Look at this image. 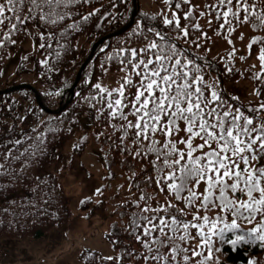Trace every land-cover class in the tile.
Returning a JSON list of instances; mask_svg holds the SVG:
<instances>
[{"label":"trees","instance_id":"trees-1","mask_svg":"<svg viewBox=\"0 0 264 264\" xmlns=\"http://www.w3.org/2000/svg\"><path fill=\"white\" fill-rule=\"evenodd\" d=\"M199 1V5L216 3V0ZM247 2L256 4V11L259 12V6L264 3V0H247ZM137 6V15L131 28L122 35L109 38L97 49L92 61L82 73L73 99L70 89L74 85L80 68L88 59L93 45L101 38L119 31L130 22L134 10L133 0H128L126 4L117 2L115 7H113V0H90L89 3L74 5L71 7V18L60 22L58 26L47 28L41 26L38 29L35 22L30 21L26 32L12 33L11 39L16 40L15 44L5 41V46L0 47L1 91L3 84L1 73L4 66L19 44L27 37L29 29H33L34 44L38 54L23 60L15 74L22 76L32 73L44 82V92L35 89L45 109L57 111L60 106H64V109L56 114L48 113L38 104L36 94L27 89L0 96V165L3 166L0 167V242L42 239L53 231L74 230L81 217L87 220L95 217H113L115 220L109 227L107 239L112 243L114 250L119 253V257H124L122 264H143L139 256L144 254L145 250L134 236L129 235L132 214H139L141 208L144 207L145 202L139 201L140 195L145 193L152 196L153 199L149 201L152 207L156 206L157 201L160 205L170 203L178 208L185 207L183 201L174 199L163 182L160 185L155 183L156 172L150 163L155 159L154 155L136 157L135 146L130 140H125L124 144L120 145L119 137L122 133L117 129L121 122L117 118H110V109L107 106L109 97L106 94H99L98 90L90 87V84L94 85L97 82L104 87L102 82H107V79H117L120 86L124 83L125 77L132 79L133 84L139 79L132 73L130 65L124 70H119L123 66L118 61L122 56L128 55V53H120L119 49L140 48L146 45L147 41L142 35L132 34V29L135 28L138 20L142 26L150 23L149 20L142 18L141 13L147 16L157 15L160 19V13H167L170 17L171 11L163 0H137ZM96 9H99V12L91 16L87 22L81 20L82 15L93 13ZM171 10H175L174 4ZM199 11L200 9L197 8L195 22L201 26L206 36L211 38V43L201 48H195L191 43L181 44V47H187L201 56H206L213 61L214 65H218V67L204 69L206 74L211 73V76L205 75L206 82H210L212 76H218L221 88L238 95L249 107H258V98L253 95V91L259 87V83L249 78L250 72H245L243 75H221L224 71V60H221V57L226 60L227 53L235 47L237 56L241 53L248 56L247 63L233 60L232 63L236 68L247 69L252 58L258 68L259 45L248 49L247 44L250 43L252 36L264 37V30L254 29L251 24L242 26L233 23L231 27L234 30L230 34L229 25H225L223 29L219 27L223 19L217 21L214 15H209L207 12L204 17H201L198 15ZM178 16L183 27L185 24L183 10L178 12ZM209 20L212 22L211 28H209ZM74 21H80V27L75 31L66 27ZM156 27L167 31L161 23H156ZM6 31L7 27L0 26V40H3ZM217 31L220 35H216ZM61 33L63 36L60 35ZM199 34L193 33L192 35ZM41 35L45 37L55 35V39L49 41L51 47L47 45L43 49L39 47V44L43 42L40 39ZM241 35L250 37L241 39ZM225 37L231 39L232 42L234 37H237L238 42L232 43L231 48L222 54H211L209 49L212 41H227ZM149 39L158 38L150 36ZM108 56H111L112 60H109ZM41 61H46V63H41ZM30 63L32 67L29 66ZM114 75H119V78L113 77ZM243 82H247L248 86L240 89ZM124 91V97H121L118 91L113 93V97L127 104L128 100L134 98L131 94L135 93L136 88H129L125 85ZM46 93H53V95L49 96ZM55 93L60 94L55 95ZM114 99L113 106L117 107ZM129 110L130 107L124 108L125 114ZM245 114L248 113L245 112ZM129 119L134 120L135 118L129 116ZM255 122L259 123V119ZM82 123L87 124L88 129H83ZM181 127H183L182 124ZM33 128L36 129L35 132ZM180 135L184 136L185 133ZM84 137L87 139L84 140ZM168 138L170 137L164 136L159 131L155 134V139L160 142L161 146ZM17 139L22 143L14 144L13 141ZM144 143L147 145L148 141ZM194 143H200L199 139H195ZM118 145L132 149V151L121 152ZM9 150L11 155H9ZM90 152L95 158L88 161ZM75 160H78L87 175L96 177L100 181L101 194H95V197L93 196L91 201L85 205L79 203L77 209L73 210L69 208L62 178L71 169ZM149 176L153 178L151 184L145 183ZM136 185H139V188ZM161 188L164 190L161 191ZM203 188L202 183L196 191L202 193ZM136 201H139L140 207L135 206ZM200 215H208L210 218L209 224L205 225V231L217 215L223 216L228 223L233 218L230 213L220 212L215 208L207 212L201 210ZM185 218L191 221L192 213H186ZM261 220H264V217L259 214L251 223L237 219L240 227L226 231L225 242L221 243L218 238H214L215 247L221 250L216 254L220 264H247L249 259L254 260L256 264H264V248L259 246V242L249 244L241 242L235 247L227 242L235 239L237 235L246 236L248 231L256 227ZM221 227L223 224H218L217 230ZM192 232L195 235V230ZM113 241H118V243H113ZM192 243L195 244L196 241ZM126 248H131L134 253L133 257L125 255ZM79 258L84 264H121L119 260L107 261L98 251L91 249L83 251Z\"/></svg>","mask_w":264,"mask_h":264},{"label":"snow or ice","instance_id":"snow-or-ice-1","mask_svg":"<svg viewBox=\"0 0 264 264\" xmlns=\"http://www.w3.org/2000/svg\"><path fill=\"white\" fill-rule=\"evenodd\" d=\"M89 2L2 0L0 26L7 27V31L3 40H0V47L5 46V41L15 44L16 40L11 39L12 33L26 32L28 22H35L38 29L41 26H58L60 22L71 18L72 6ZM117 2L126 4L128 0H113V7ZM163 3L171 11L170 17L164 12L159 14L160 19L157 15L141 13L142 18L149 20V25L142 26L138 20L132 29L133 35L143 36L146 45L119 49L120 53H128L118 61L123 66L119 70L130 65L132 73L139 77L137 82L133 84L132 79L125 77L119 89L109 90L100 82L90 84V87L109 97L107 106L110 118H117L121 122L117 129L122 133L120 145L130 140L135 146L136 157L154 155L155 159L150 163L156 172L155 183L160 185L163 182L174 199L183 201L185 205L184 208H178L170 203L160 205L157 201L156 206L152 207L149 201L153 197L145 193L140 195L139 201L145 202L144 207L139 214H132L129 233L145 250L139 259L143 264H220L216 254L221 250L215 247L214 238L225 242V232L240 227L237 219L251 223L257 214L264 217V37L252 36L247 44L248 49L259 45L258 68L256 64L247 69L236 68L232 61L247 63L248 56L242 53L237 56L235 47L227 53L226 60L221 57L224 60L221 75L250 72L249 78L259 83V87L253 91V95L258 98V107H249L238 95L221 88L218 76H212L211 81L206 82L205 75L211 76V73L206 74L204 69L218 65H214L206 56L181 47V44L191 43L195 48H201L211 43V38L195 22L197 8L200 9L198 15L201 17L207 12L214 15L217 21L223 19L219 27L223 29L229 25L228 32L231 34L233 23L242 26L251 24L254 29L264 30V3L259 6V12L256 11L257 5L249 4L247 0H216L215 4L203 5L196 4L195 0H163ZM173 4L175 10H171ZM181 10L185 21L183 27L178 16ZM98 12L99 9H96L93 13L82 15L81 20L87 22ZM156 23H161L167 31L157 28ZM211 23L209 20V28ZM66 27L78 30L80 21H74ZM193 33L200 34L193 36ZM60 35L63 36V33ZM216 35H220V32L217 31ZM150 36L158 39H149ZM225 38L230 45L233 43L231 39ZM40 39L43 41L39 44L41 49L46 45L51 47L49 41L55 39V35H41ZM23 59L27 60L28 57L24 56ZM108 59L112 60V57L108 56ZM125 85L136 88L135 93L131 94L134 98L128 100L127 104L113 97L117 91L124 97ZM113 99L117 107L113 106ZM126 107H130L127 114L124 112ZM129 116L135 119L130 120ZM257 119L259 123L255 122ZM113 127L116 128V125L113 124ZM158 131L170 137L164 140L162 146L155 139ZM172 133L175 135L172 136ZM181 133L185 135L181 136ZM195 139H199L200 143H194ZM145 141H148L147 145ZM13 143L19 145L22 141L17 139ZM120 151L131 152L132 149L120 147ZM145 183H153V178L147 177ZM202 183L203 192L198 193L196 189ZM136 186L139 188V185ZM94 194H101V189L96 188ZM91 199L88 196L79 203L85 205ZM139 201L134 202L136 207H140ZM212 208L230 213L233 218L228 223L223 216L217 215L205 231L210 218L208 215L201 216L200 211L207 212ZM186 213H192L191 221L185 218ZM221 223L223 227L217 230V225ZM192 230H195V235ZM193 241L196 243L193 244ZM227 242L233 247L241 242H259V246L264 248V220L251 228L246 236L237 235ZM125 255L133 257L134 253L131 248H126ZM123 258L104 259H117L122 264ZM247 264L256 262L249 259Z\"/></svg>","mask_w":264,"mask_h":264},{"label":"rangeland","instance_id":"rangeland-1","mask_svg":"<svg viewBox=\"0 0 264 264\" xmlns=\"http://www.w3.org/2000/svg\"><path fill=\"white\" fill-rule=\"evenodd\" d=\"M195 3L200 4V1L195 0ZM33 33L34 30L29 29L27 37L19 44L17 50L4 66L1 73L2 90H8L14 86H32L44 92V82L40 81L36 75L28 73L17 76L15 74L24 60V56L33 57L38 54L34 44L35 33ZM249 37V35H245L243 39H249ZM237 42V37H234L233 44ZM230 48L231 45L226 40H213L209 51L212 54H222ZM253 61L254 58L250 61L249 66L254 64ZM29 66L32 67V63ZM113 77L119 78V75H114ZM102 83L109 90L120 88V83L117 79H107V82ZM247 86L248 83L243 82L240 85V89ZM82 127L83 129H88V125L84 123H82ZM88 156V161L95 158L91 152ZM62 182L65 186L69 208L73 210L77 209L81 199L88 196L95 197V189L100 188V181L96 177L87 175L79 165L78 160L72 163L71 169L63 176ZM114 220L113 217H95L91 220L81 217L74 230L67 232L53 231L42 239L0 242V264H84L80 260L79 255L88 249L98 251L104 258L119 257V253L114 250L112 243L107 239L109 227Z\"/></svg>","mask_w":264,"mask_h":264},{"label":"water","instance_id":"water-1","mask_svg":"<svg viewBox=\"0 0 264 264\" xmlns=\"http://www.w3.org/2000/svg\"><path fill=\"white\" fill-rule=\"evenodd\" d=\"M133 4H134V12H133V16H132V19H131L130 23H129L127 26H125L124 28H122L120 31H118V32H116V33H114V34H111V35H109V36H106V37L102 38L100 41H98V42L93 46V49H92V52H91L89 58L87 59V61H86V62L83 64V66L81 67V69H80V71H79V73H78V75H77V78H76L75 84L73 85V87H72L71 90H70V94H71L72 98H73V96H74V90H75V88L77 87V85H78V83H79V81H80V79H81L82 72L85 70V68H86V66L88 65V63H89V62L92 60V58L94 57V54H95V51L97 50V48H98L101 44H103L107 39H109V38H111V37H114V36L122 35L125 31H127V30L133 25V23H134V19H135V16H136V14H137V0H133ZM21 89H28V90L34 91L35 94H36V96H37L38 104H39V105H40V106H41L46 112H48V113H53V114L56 113V111H50V110L45 109V107L43 106L42 101H41V99H40V97H39L37 91H36L33 87H31V86H14V87H12V88H10V89H8V90H2V91H0V96H1V95H6V94L11 93V92L19 91V90H21ZM63 109H64L63 107H60V111L63 110Z\"/></svg>","mask_w":264,"mask_h":264}]
</instances>
